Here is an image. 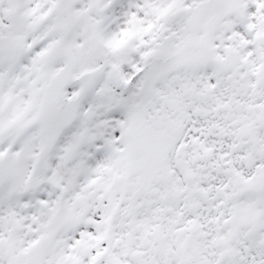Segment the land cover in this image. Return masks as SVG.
<instances>
[{"label":"snow or ice","instance_id":"obj_1","mask_svg":"<svg viewBox=\"0 0 264 264\" xmlns=\"http://www.w3.org/2000/svg\"><path fill=\"white\" fill-rule=\"evenodd\" d=\"M0 264H264V0H0Z\"/></svg>","mask_w":264,"mask_h":264}]
</instances>
